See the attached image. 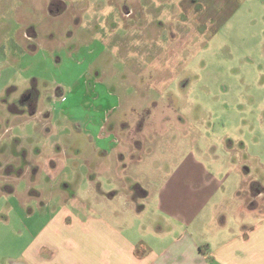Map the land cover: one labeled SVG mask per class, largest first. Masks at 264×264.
Returning a JSON list of instances; mask_svg holds the SVG:
<instances>
[{"label": "rangeland", "instance_id": "rangeland-1", "mask_svg": "<svg viewBox=\"0 0 264 264\" xmlns=\"http://www.w3.org/2000/svg\"><path fill=\"white\" fill-rule=\"evenodd\" d=\"M186 158L264 185V0H0V263L34 264L46 220L107 201L150 243ZM95 177L122 196L97 206Z\"/></svg>", "mask_w": 264, "mask_h": 264}, {"label": "crops", "instance_id": "crops-1", "mask_svg": "<svg viewBox=\"0 0 264 264\" xmlns=\"http://www.w3.org/2000/svg\"><path fill=\"white\" fill-rule=\"evenodd\" d=\"M105 148L113 150L114 146ZM184 161L187 163L181 166ZM175 170L157 197V209H163L165 215L155 222L156 236L150 243L138 237L139 231L131 234L134 227L129 220L114 216L105 200L122 195L105 191L103 183L95 177L90 180V185L95 186L91 192L102 191L99 194L102 199L95 201L97 206L103 202L108 206L100 210L103 214L74 215L70 217L71 224L57 222L55 216L46 220L37 237L42 243L35 244L37 239L32 243L39 247L40 253L39 250L31 253V260L34 264H264V190L259 193L256 189L259 181L246 180L240 174L230 180L221 168L193 158L184 159ZM218 173L222 176L216 177ZM253 181L257 182L251 184ZM250 185H257L251 187L255 191L253 199L247 194ZM124 200L127 203L124 214L141 218L145 207L140 205V199L125 194ZM244 215L249 218L244 219Z\"/></svg>", "mask_w": 264, "mask_h": 264}, {"label": "flooded vegetation", "instance_id": "flooded-vegetation-1", "mask_svg": "<svg viewBox=\"0 0 264 264\" xmlns=\"http://www.w3.org/2000/svg\"><path fill=\"white\" fill-rule=\"evenodd\" d=\"M30 98H31V96H30ZM28 100H26V98H24L23 101L21 102L20 106H17V109H19V111H17V109L13 110V111H16L17 113H25L27 111H30V113H34L35 114L36 113L35 105L30 103ZM140 113L142 114V116L144 118H147L148 116H150L151 112L147 108H144V109H142V111ZM141 125L142 124L140 123L139 126H141ZM123 126L126 127L125 124H123ZM112 129L113 128H111V131L109 132L110 134L108 133L107 136H114L113 139L116 142V137H115V135H113L114 133L112 132ZM256 189L259 190V193H260V192H262L264 190V187H261V188L257 187ZM138 191H141V193H139ZM140 194H146L145 190L142 187H140L139 185L134 184V196L133 197L135 198V197L139 196Z\"/></svg>", "mask_w": 264, "mask_h": 264}]
</instances>
